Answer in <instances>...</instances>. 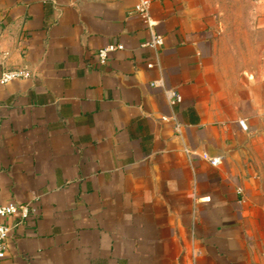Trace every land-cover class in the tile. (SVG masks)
<instances>
[{"label": "crops", "instance_id": "1", "mask_svg": "<svg viewBox=\"0 0 264 264\" xmlns=\"http://www.w3.org/2000/svg\"><path fill=\"white\" fill-rule=\"evenodd\" d=\"M137 1L0 0V72L30 71L0 83V204L33 209L0 264H264V16L248 53L211 0H150L148 68Z\"/></svg>", "mask_w": 264, "mask_h": 264}, {"label": "built area", "instance_id": "2", "mask_svg": "<svg viewBox=\"0 0 264 264\" xmlns=\"http://www.w3.org/2000/svg\"><path fill=\"white\" fill-rule=\"evenodd\" d=\"M129 13H134L138 15L149 32V38L143 43L154 51V59L146 62V67L151 68L158 66V51L163 43L162 34L156 29L157 22L152 18L150 14V0H138L133 7L130 9ZM122 43H108L103 47L96 50V56L98 62L104 64L108 58V55L118 49H122ZM30 76V71L23 67H13L9 69L2 70L0 72V83H7L14 79L26 78ZM156 84L153 82L152 85ZM164 94L166 99L170 104L180 102V94L172 88L164 87ZM165 118V117H163ZM240 127L246 130V123L244 119L238 121ZM175 128H179V124L175 122ZM202 158L206 159L211 165H218L221 161L220 156H208L205 153L201 154ZM33 209L30 203H18L15 201H6L0 204V261L6 256L7 249V238L11 228L5 219L8 217L16 219V222H22L26 220L32 213Z\"/></svg>", "mask_w": 264, "mask_h": 264}, {"label": "rangeland", "instance_id": "3", "mask_svg": "<svg viewBox=\"0 0 264 264\" xmlns=\"http://www.w3.org/2000/svg\"><path fill=\"white\" fill-rule=\"evenodd\" d=\"M211 5L228 26L232 43L242 42L244 51L249 53L252 37L248 25L257 16H264V0H211Z\"/></svg>", "mask_w": 264, "mask_h": 264}]
</instances>
